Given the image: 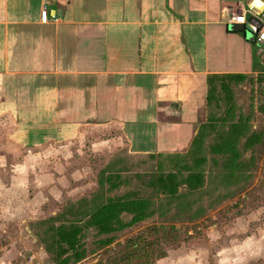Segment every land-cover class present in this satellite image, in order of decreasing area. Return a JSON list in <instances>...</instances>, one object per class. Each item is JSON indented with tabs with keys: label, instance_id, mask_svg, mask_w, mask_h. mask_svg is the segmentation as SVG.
I'll list each match as a JSON object with an SVG mask.
<instances>
[{
	"label": "crops",
	"instance_id": "obj_1",
	"mask_svg": "<svg viewBox=\"0 0 264 264\" xmlns=\"http://www.w3.org/2000/svg\"><path fill=\"white\" fill-rule=\"evenodd\" d=\"M255 1L0 0V122L27 152L16 165L27 174L0 185L3 198L69 183L67 168L79 160L104 168L130 156L187 155L213 116L211 85L231 93L226 106L236 105L233 91L250 89L251 107L240 104L238 114H264L258 24H229ZM75 144L91 145L93 157H79ZM250 244L260 259L264 226L241 249Z\"/></svg>",
	"mask_w": 264,
	"mask_h": 264
},
{
	"label": "rangeland",
	"instance_id": "obj_2",
	"mask_svg": "<svg viewBox=\"0 0 264 264\" xmlns=\"http://www.w3.org/2000/svg\"><path fill=\"white\" fill-rule=\"evenodd\" d=\"M256 48L257 51L262 50L260 45ZM249 92L250 89L244 88L233 91L236 106L238 104L237 111L242 108L240 104L248 109L252 99ZM226 101L227 95H223V109ZM222 112L223 110L219 112L214 109L213 116H220ZM250 122L252 128L264 134V114L258 115ZM217 127L224 131L229 128V124H217ZM9 130L8 122H0L1 186L8 182L11 175L25 177L27 174L16 170V165L23 162L27 152L21 146L9 142ZM213 135L216 134L213 132ZM92 138L98 140L101 136L94 132ZM214 138L215 136L210 135L206 137L203 153L208 161L200 166L205 170L203 187L191 190L187 185H180L176 197L170 195L168 188L163 189L160 182L161 179L167 178L168 174H172L171 176H175V182L181 184L189 175L187 170L180 172L181 169L175 166V159L130 156L128 160L120 161L119 168H126V172L122 175L120 186L109 196L129 193L137 199L148 200L156 214L125 230L115 242H124L153 226H175L182 231L185 239L179 241V246L166 245V258L156 264L264 263V255L260 259L255 252L248 255L256 245L253 248L250 244L241 249L245 241L257 235L264 226V144L256 147V159L253 165L246 168L250 177L232 179L227 177L229 171L215 163L209 153L208 146L214 142ZM91 145L83 151L81 144H75L73 150L79 157L83 153L92 156L94 153ZM191 161L189 158V165H193ZM94 164L84 167L80 160L74 165L71 163L66 173L69 183L53 185L39 197L33 185L28 193L20 190L17 193L20 198L14 200L3 198L0 190V264H27L32 257L44 264L49 263L50 257L45 255L43 245L38 241L41 234L38 224L63 211L70 203L90 198L94 194L101 170L97 161ZM40 170H47L44 173L52 172L48 165H44ZM71 175H74L75 179H71ZM19 188L23 189L22 184ZM53 189L57 190L52 192ZM87 234L88 239L85 242H88V257L82 264H97L101 257L103 258V251H99L94 242L104 237L96 238L94 230Z\"/></svg>",
	"mask_w": 264,
	"mask_h": 264
},
{
	"label": "trees",
	"instance_id": "obj_3",
	"mask_svg": "<svg viewBox=\"0 0 264 264\" xmlns=\"http://www.w3.org/2000/svg\"><path fill=\"white\" fill-rule=\"evenodd\" d=\"M226 94L231 93L225 86L216 89L211 85L208 106L219 112L223 110L222 114L211 116L202 126L187 155L169 158L176 160L175 166L181 169L180 172L187 170L189 173L181 184L175 182L172 174L160 180L163 189L168 188L172 197L177 196L180 185H187L191 190L203 187L205 170L200 166L208 161L203 151L209 135L215 136L214 142L208 146L209 153L215 163L229 171L227 177H250L246 168L253 165L257 145L264 144V134L252 130L251 118L238 114L236 105L223 109V95ZM217 124H229V129H218ZM243 139L246 141L241 147ZM251 150L247 159L245 156ZM189 158L193 165L187 162ZM125 172L126 168L111 164L101 168L97 190L90 198L72 202L63 211L39 222L41 234L38 241L50 257L48 264H82L88 257V242L85 240L90 230H94L96 238L104 237L94 242L99 251H103V258L97 264H156L166 258V245H180L179 241L185 239L184 234L175 226L167 225L153 226L124 242H115L125 230L156 214L148 200L137 199L129 193L109 196L120 186Z\"/></svg>",
	"mask_w": 264,
	"mask_h": 264
},
{
	"label": "built area",
	"instance_id": "obj_4",
	"mask_svg": "<svg viewBox=\"0 0 264 264\" xmlns=\"http://www.w3.org/2000/svg\"><path fill=\"white\" fill-rule=\"evenodd\" d=\"M41 20L43 23L48 22V12L44 9L41 13ZM249 20L255 21L258 24L254 41L261 46V53L264 57V14L257 8L251 6L240 11H235L230 17V25H246ZM27 264H44L39 259L32 257Z\"/></svg>",
	"mask_w": 264,
	"mask_h": 264
},
{
	"label": "water",
	"instance_id": "obj_5",
	"mask_svg": "<svg viewBox=\"0 0 264 264\" xmlns=\"http://www.w3.org/2000/svg\"><path fill=\"white\" fill-rule=\"evenodd\" d=\"M254 6H255V8H257L258 10H261V9H263V7H264V3L261 1V0H256L255 2H254ZM244 29V26L243 25H234V26H232V30L233 31H241V30H243Z\"/></svg>",
	"mask_w": 264,
	"mask_h": 264
}]
</instances>
